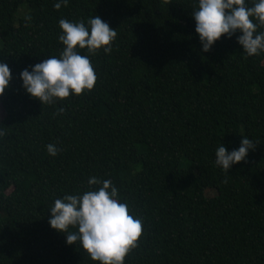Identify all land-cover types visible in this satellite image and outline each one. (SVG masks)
Returning <instances> with one entry per match:
<instances>
[{"label":"trees","instance_id":"1","mask_svg":"<svg viewBox=\"0 0 264 264\" xmlns=\"http://www.w3.org/2000/svg\"><path fill=\"white\" fill-rule=\"evenodd\" d=\"M55 2L0 0V264H96L47 223L55 199L98 187L90 177L141 220L123 264H264V53H242L239 33L201 52L196 0ZM94 15L116 35L108 54L78 50L93 88L50 104L27 96L19 72L59 56L58 20ZM241 137L253 147L225 174L215 148Z\"/></svg>","mask_w":264,"mask_h":264},{"label":"clouds","instance_id":"2","mask_svg":"<svg viewBox=\"0 0 264 264\" xmlns=\"http://www.w3.org/2000/svg\"><path fill=\"white\" fill-rule=\"evenodd\" d=\"M67 3L68 0H56L53 8L59 9ZM191 19L203 53L221 36L228 39L235 33H239L235 43L246 56L264 53V27L257 31L258 26H264V0H251L250 6L247 0H196ZM57 25V39L62 45L59 56H49L30 69H22L18 75L23 92L40 105L91 90L96 76L89 56L81 55L78 50L86 49L91 55L102 49L108 54L116 35L115 29L96 15L86 25L65 19H59ZM9 81L10 70L0 63V95L8 88ZM252 147L247 137H241L238 147L227 152L220 144L214 151V165L226 174L245 159ZM45 148L50 156L56 155L53 144ZM87 184L98 187L53 201L48 208V226L63 234L66 245L78 241L88 259L96 264H123L141 235V220L130 214L126 203L120 202L110 180L90 177ZM69 228H75V232L68 231Z\"/></svg>","mask_w":264,"mask_h":264},{"label":"rangeland","instance_id":"3","mask_svg":"<svg viewBox=\"0 0 264 264\" xmlns=\"http://www.w3.org/2000/svg\"><path fill=\"white\" fill-rule=\"evenodd\" d=\"M19 13H20V14H23V13H24L23 8L20 9ZM17 17H18V16H17ZM2 116H3V115H2V110H1V107H0V120H1Z\"/></svg>","mask_w":264,"mask_h":264}]
</instances>
